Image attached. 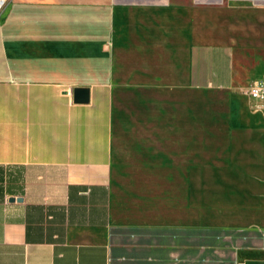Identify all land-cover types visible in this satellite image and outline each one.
Here are the masks:
<instances>
[{
    "label": "crops",
    "instance_id": "obj_1",
    "mask_svg": "<svg viewBox=\"0 0 264 264\" xmlns=\"http://www.w3.org/2000/svg\"><path fill=\"white\" fill-rule=\"evenodd\" d=\"M257 83L264 0H4L0 264H264Z\"/></svg>",
    "mask_w": 264,
    "mask_h": 264
},
{
    "label": "built area",
    "instance_id": "obj_2",
    "mask_svg": "<svg viewBox=\"0 0 264 264\" xmlns=\"http://www.w3.org/2000/svg\"><path fill=\"white\" fill-rule=\"evenodd\" d=\"M4 4V0H0V6ZM248 94L255 100H264V83L253 84L248 89Z\"/></svg>",
    "mask_w": 264,
    "mask_h": 264
},
{
    "label": "water",
    "instance_id": "obj_3",
    "mask_svg": "<svg viewBox=\"0 0 264 264\" xmlns=\"http://www.w3.org/2000/svg\"><path fill=\"white\" fill-rule=\"evenodd\" d=\"M73 101L76 103H85L88 101V89L85 87H75L73 89Z\"/></svg>",
    "mask_w": 264,
    "mask_h": 264
},
{
    "label": "rangeland",
    "instance_id": "obj_4",
    "mask_svg": "<svg viewBox=\"0 0 264 264\" xmlns=\"http://www.w3.org/2000/svg\"><path fill=\"white\" fill-rule=\"evenodd\" d=\"M3 6H4V4H3L2 6H0V12H1V10L3 9Z\"/></svg>",
    "mask_w": 264,
    "mask_h": 264
}]
</instances>
